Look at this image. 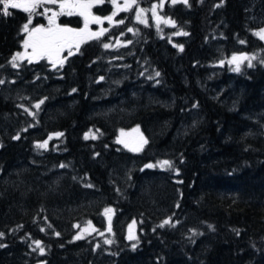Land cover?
I'll return each instance as SVG.
<instances>
[{
    "label": "trees",
    "instance_id": "trees-1",
    "mask_svg": "<svg viewBox=\"0 0 264 264\" xmlns=\"http://www.w3.org/2000/svg\"><path fill=\"white\" fill-rule=\"evenodd\" d=\"M92 10L108 16L112 5ZM9 12L0 11V264H264V0L166 1L174 26L120 11L112 30L127 42L87 39L55 67L44 56L11 61L29 13ZM237 52L254 57L239 72L228 63ZM137 128L147 143L134 152L118 135ZM87 221L110 225L107 242L77 238Z\"/></svg>",
    "mask_w": 264,
    "mask_h": 264
},
{
    "label": "snow or ice",
    "instance_id": "snow-or-ice-1",
    "mask_svg": "<svg viewBox=\"0 0 264 264\" xmlns=\"http://www.w3.org/2000/svg\"><path fill=\"white\" fill-rule=\"evenodd\" d=\"M104 0H23V2H18V0H0V5H2V8H0V11L3 12L4 15H11L9 12V9H22L24 12L29 13V19L28 22H26L22 30L26 33V39L24 40L23 44L24 47L31 48L32 53L30 55L31 58H40L41 56H47L49 59L53 61V67L56 66V64H60L61 66L64 63V60L67 59V57H64L63 59L60 58V52H62L65 48L69 49L68 55H72L71 48L75 46L77 50H79L80 44L84 42L85 39L91 40L93 38H99L100 36H103L105 32L108 31L107 28H101L98 32H90L88 30L89 23H102L103 20H107L108 23L111 25L113 23V17L116 16L117 12L119 11H127L133 3L136 2V0H126L123 7H121L117 0H111L112 4L115 7V11L109 16L106 17H99L94 16L92 14V8L97 3H103ZM177 0H173V3H176ZM184 2H187V0H184ZM44 3L49 4H59V11H52L51 15L48 16V27H44L43 25L36 26L33 28H29V24H31V14L35 13V10L38 6L43 5ZM157 8V5H153V13L155 14V9ZM51 11L50 9H45V12ZM143 12V9H139L137 12V20H139L140 23H146L145 20L140 18V14ZM61 15H79L84 17V27L81 29H74L68 26H61L60 24L56 23L57 17ZM157 21L159 22V17H156ZM117 23H124L123 20L117 21ZM165 23H173L171 20H166ZM129 32L133 31L131 28L128 29ZM181 33H176V35H180ZM186 35L187 33H183ZM257 36H259L261 39H264V29H261L259 32L256 33ZM112 45L104 44L105 48H109ZM22 54L17 53L16 56L13 57V62L17 58H21ZM254 59V57H248L243 54L241 55H233L232 58L228 61L230 64H235L234 71L239 72L240 71V64L242 61L247 60L249 63V66H251V61ZM223 64L224 61H221ZM159 75V73H157ZM103 79V78H101ZM0 83H3V81H0ZM75 91V89H73ZM40 103H43L41 101ZM36 107H39V104L36 105ZM134 132H138L139 129H133ZM59 135V134H58ZM122 136L126 135L125 133H121ZM87 138V135L86 137ZM120 143L124 144L125 147H130L131 151L139 152L143 148L144 144L147 143V140L141 136L139 138L138 142H134L131 145L121 139L119 141ZM47 142L45 141L44 144H40L39 147L43 148ZM161 166H168L171 167V164L169 161H162L160 162ZM63 166V165H62ZM155 165L148 164L145 167H154ZM111 209H106L105 213H110ZM110 219V217H109ZM169 221L165 220L163 222V225L168 224ZM110 230V229H109ZM0 235H3V233H0ZM80 238V237H77ZM131 239H135V237L132 234V225L129 226V237ZM107 242V241H106ZM37 245H39V241L36 242ZM135 247V245H133ZM43 251V249H41Z\"/></svg>",
    "mask_w": 264,
    "mask_h": 264
},
{
    "label": "rangeland",
    "instance_id": "rangeland-1",
    "mask_svg": "<svg viewBox=\"0 0 264 264\" xmlns=\"http://www.w3.org/2000/svg\"><path fill=\"white\" fill-rule=\"evenodd\" d=\"M166 1L172 2L173 0H149V2L146 3V4H141L138 0H136V2L133 3L131 5V7L126 12H129L130 9L133 8V18L135 20H137V18H136L137 17V12L139 11V9H143V12L140 14V18L143 19V20H145L146 22H148L149 20H151L154 24H156L158 26H161V25L174 26L175 25V21L171 17H169L167 15H164L161 12V7L164 5V3ZM18 2H23V0H18ZM110 2H111V0H110ZM125 2H126V0H117V3L121 7L124 6ZM111 5H112V13H113V11H115V7L112 4V2H111ZM153 5H157V8L155 9V14L153 13ZM45 9H50L51 11L45 12ZM59 10L60 9H59V4L58 3L57 4L44 3L43 5L38 6L36 8V10H35V13L31 14V24H29V28H33V27L40 26V25H43L44 27H48V16L51 15V12L52 11L58 12ZM91 11H92V13L94 15L99 16L101 18L107 16V15L106 16H100V15L94 13L93 10H91ZM119 12H117V13H119ZM156 17H159L160 18L159 19V22L157 21ZM58 18H59V16L57 17V20H56V23L57 24H59L58 23ZM82 19H83L82 26L81 27H78L76 29H81V28L84 27V18L82 17ZM166 20H171V21H173V23H165ZM117 21H119V20L114 16L113 17V23L111 25L108 23L107 20H103V19H102V23H99V24H97V23H89L88 30L90 32H98V31H100L101 28H107L108 31L105 32V33H107V34H109L111 36V40L109 42V45L116 46V45H119V44H122V43L127 42V40L123 38L122 34H120V33L113 34L112 27L118 24ZM137 21H139V20H137ZM26 22H28V20ZM61 26H63V25H61ZM261 29H264V26H261L260 29L258 30V32ZM22 32H23L22 44H21L20 48L17 49L16 51H14V53L12 54L11 61L13 62V57L16 56L17 53L22 54V57L21 58H17L13 62L14 64H17L19 61H21L24 58L30 60L29 57H30V55L32 53V49L30 47L27 48V49L24 47L23 42L26 39V33L23 30H22ZM85 40H87V39H85ZM75 50H77V48L75 46H73L71 48V51L74 52ZM68 52H69V49L68 48H65L62 52H60V58L63 59L64 57H66V55L68 54ZM241 54L249 57V55L247 53H245V52H237V53H234L233 55H241ZM233 55H231V57L228 59V61L232 58ZM44 57H47V56H44ZM31 59H34V58H31ZM49 60L52 61L51 59H49ZM233 65H235V64H233ZM122 132L125 133L126 135L122 136L121 135ZM58 134L59 133H52L50 135V137L51 136H57ZM139 135H140L139 131L138 132H134L133 129L122 130V131H120V133L118 135V140L123 139V140L127 141L131 145L132 143L139 141ZM44 142H45V140H43V144H44ZM108 209H111L112 210L110 213H108V215H109V214H111L113 212V209L112 208H108ZM130 225H132V234L135 237L137 235V231H138V229H137V223L135 221H132V222H130L128 224V227H127V237H129V226ZM110 232H111V227H110L109 224L105 228H99L93 222L87 221V222H85L83 224L77 225L76 236L78 237V236H85V235H91V234H98V235H100L99 236L100 238H102V239H104V240L107 241L108 240V237L110 235Z\"/></svg>",
    "mask_w": 264,
    "mask_h": 264
},
{
    "label": "water",
    "instance_id": "water-1",
    "mask_svg": "<svg viewBox=\"0 0 264 264\" xmlns=\"http://www.w3.org/2000/svg\"><path fill=\"white\" fill-rule=\"evenodd\" d=\"M141 136H142V135L140 134V135H139V138H140ZM143 138H144V137H143Z\"/></svg>",
    "mask_w": 264,
    "mask_h": 264
}]
</instances>
